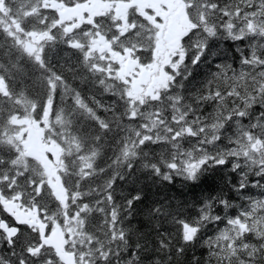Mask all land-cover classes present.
<instances>
[{"label":"trees","instance_id":"16d2710c","mask_svg":"<svg viewBox=\"0 0 264 264\" xmlns=\"http://www.w3.org/2000/svg\"><path fill=\"white\" fill-rule=\"evenodd\" d=\"M47 1L3 0L4 10L0 11V79L5 85L0 90V219L8 221L3 200H15L23 206L37 208L60 228L66 223L73 232V239L67 240L66 248L78 264L85 260L87 264H94L100 259L101 251L112 253L114 262L128 264L125 250L136 244L160 257L158 261L146 259L144 264H168V249L177 239L176 225L166 219L169 207H174L178 199L187 197L190 192L200 193L206 189L215 182V174L205 172L200 180L188 184L179 177L173 183L145 167L146 159L151 162L153 158L165 160L168 157L173 139L168 130L175 129L184 114L182 106L171 101L169 83L160 87L156 96L132 100L128 95L129 80L122 74L117 75V64L106 59L105 65L90 54L85 38L80 39L81 45L73 44L75 36L65 34ZM196 2L200 4L195 10L198 16L194 12L192 16L203 22L204 5L213 0L192 1ZM215 2L235 3L236 0ZM5 21L15 22L23 32L46 35L39 53L43 56V66L9 32ZM96 22H102L108 37L114 34L107 27L118 26L113 17L97 18ZM133 23L139 30L125 35L134 27L127 23L126 31L116 36L121 47L135 51L152 49L149 22L135 19ZM94 25L96 27L95 22ZM144 33L149 36L147 39L143 38ZM231 43L218 42L216 47L222 59H228ZM208 59L211 61L210 55ZM53 75L54 81L50 80ZM176 87L178 90L179 84ZM193 107L189 104L188 110ZM133 110L137 117L134 120L127 118ZM12 116L46 117L43 138L46 144L57 149L60 163L57 190L64 195L63 203L37 162L23 163L16 152L13 154L8 149V145L14 149L5 134ZM141 137L150 138L159 147L141 150ZM125 147L129 153L137 151L139 158L129 156L125 160ZM128 163L136 165L131 174ZM117 176L128 178L113 186L111 180ZM9 184L14 185L11 194L7 192ZM132 189L145 194V202L135 208L126 203ZM121 232L125 233L123 237ZM6 240L3 232L0 233V255L13 260L18 259L26 247L34 249L39 245L37 231L22 229L14 249L17 256L10 257ZM42 246L34 253L54 256L57 264H63L50 246ZM116 252L121 254L119 258L114 255Z\"/></svg>","mask_w":264,"mask_h":264},{"label":"snow or ice","instance_id":"6c2138e0","mask_svg":"<svg viewBox=\"0 0 264 264\" xmlns=\"http://www.w3.org/2000/svg\"><path fill=\"white\" fill-rule=\"evenodd\" d=\"M195 8L196 3L188 7L195 26L180 38L181 50L164 66L171 101L181 105L184 114L179 125L168 130L173 138L168 157L153 158L151 162L146 159L145 167L162 175L166 182L175 183L183 177V183L188 184L200 180L205 172L215 174L216 179L200 193L190 192L169 207L166 219L176 225L177 239L168 249V264H264V0H213L204 5L203 22L191 15ZM135 19L147 23L133 8L129 22ZM138 28L134 26L125 35ZM220 41L232 42L228 59L219 58L212 68L205 67L203 74L194 73L192 64L199 63L205 51L210 50L211 58L220 57L216 47ZM136 51L150 53L151 49ZM144 59L150 60V55L143 57L142 62ZM35 61L43 66L42 54H37ZM176 70L180 71V78L173 83ZM55 79V75L50 77ZM189 104L194 105L190 111ZM127 118L136 119L135 110ZM7 147L14 154L11 145ZM149 147L159 144L141 137L140 149ZM123 153L125 160L129 156L139 158L137 151L129 153L127 147ZM127 169L131 174L136 165L128 163ZM127 178L117 176L111 184L116 186ZM13 188L9 184L7 192L11 194ZM142 202L145 194L132 189L126 201L129 207ZM7 220L17 229L16 236L6 240L9 256L16 257L17 238L28 226L10 215ZM125 253L128 264L160 258L139 244L130 245ZM114 255L119 258L121 254ZM99 256L94 264H119L110 252L101 251ZM33 261L57 264L54 256L34 253L30 246L15 260L0 255V264Z\"/></svg>","mask_w":264,"mask_h":264},{"label":"rangeland","instance_id":"374dc122","mask_svg":"<svg viewBox=\"0 0 264 264\" xmlns=\"http://www.w3.org/2000/svg\"><path fill=\"white\" fill-rule=\"evenodd\" d=\"M126 2H113L109 4L102 0H84L74 7V10L78 11V27L81 28V31L76 32L79 34L76 37L80 36V38H77L78 42L84 37L85 40L88 41L90 48L89 53L105 62V65L106 59L109 60L113 57H107L102 53V42H100V38L102 39V37L98 33L95 34L92 32V29L90 30V26L86 25V23L88 22V24L92 25L96 16L111 11L114 18L122 24L123 15L127 9L132 8L147 17L145 15L146 11L142 12L137 6H132V0H127ZM156 3L157 2H154V4ZM84 5L88 6L89 9L81 10L84 8ZM54 9L59 17V24L64 27V24L61 22L69 11L61 4L54 7ZM147 12V20L151 28L155 29L152 31L153 46L150 53V60H146L144 64L140 65L134 62L129 64V66L125 65V63H121L116 69L118 76L122 74L124 78L126 77V79L129 80V84H127L128 95L132 100H141L146 95L150 97L156 96L160 87L168 83V80L165 78L164 66L172 60V57L175 56L179 50H181V36L191 27H194L193 20L190 19L187 5L183 0H165L164 6L160 11L151 7ZM191 15H193V13H191ZM195 15L198 16L197 13ZM5 22L9 32L16 36L23 44L25 50L34 53L35 56L39 54L40 44L46 37L45 34L23 32L15 22ZM70 28L73 29V27ZM64 31L68 34L66 30ZM146 35L147 34L144 33V39L149 37ZM129 52L130 51H125L124 54L131 58V60H134L135 58L129 55ZM134 53L136 54V52ZM4 87L3 82L0 81V90H3ZM47 107H49V104H47ZM46 125V117L38 119L28 116H12L7 123L5 134L8 141L11 142L18 159L23 163L32 160L41 166L44 171V176L50 181L52 187L56 189L57 198L63 203L64 195L62 191L59 192L57 190L58 183L52 180V177L57 176V171L59 170L58 164L60 163L56 151L57 149L51 144H46L44 141L43 132ZM49 226L50 231H54L57 228L55 222ZM64 226L65 227L59 229L66 234V240H72V229L68 228L66 223Z\"/></svg>","mask_w":264,"mask_h":264},{"label":"flooded vegetation","instance_id":"af4514ba","mask_svg":"<svg viewBox=\"0 0 264 264\" xmlns=\"http://www.w3.org/2000/svg\"><path fill=\"white\" fill-rule=\"evenodd\" d=\"M154 2H157V3L154 4ZM164 3H165V0H132V6H137V8L139 10H141L142 12H145V11L147 12L148 10H150L151 7L154 8L155 10H159L160 11L162 9V7L164 6ZM76 4H80V3L66 4V5L63 6L64 8H66L67 11H69L64 16V19L66 20V22L69 25L68 27L76 26V28H78V26H77V24L79 23L78 11L74 10V7H76ZM88 9H89L88 6L84 5V8L81 9V10H88ZM146 12H145V15L148 16V14H147L148 12L147 13ZM107 28L109 30L112 29L111 26L107 27ZM108 43H109L110 47H112L110 41H108ZM107 45H108L107 43L102 41L101 47L103 49H104V46H107ZM108 51H110V49H108L107 52ZM126 62L130 63V64L133 63V62L135 63V61H133V60H130L128 62V59H125L124 63L126 64ZM15 203L17 205H21V204H18L17 202H15ZM20 208L28 210V211H33L34 210V208L31 209V208H29L27 206H20ZM18 213H19V210H11V212H7V215H10L16 221L17 219H19L18 218ZM36 221L38 223H43L45 225V227L42 230L38 231V228H37L36 224L28 225L26 223H23V224H26L28 226L26 229H23V230H25V231L26 230H30V231H35L36 230L38 232V234H39V242H40V244H46L45 241L42 242L41 236H40V232H43V234H44L43 236H48L49 233L51 232L50 228H49V225L52 223V221L48 217H46L43 213H41V212H38V217H37ZM46 229H49L47 234H45V230Z\"/></svg>","mask_w":264,"mask_h":264},{"label":"water","instance_id":"95a60500","mask_svg":"<svg viewBox=\"0 0 264 264\" xmlns=\"http://www.w3.org/2000/svg\"><path fill=\"white\" fill-rule=\"evenodd\" d=\"M1 9V5H0ZM36 214L19 212L17 222L23 223L27 222L29 225L34 223ZM30 218V220L28 219ZM39 228L43 229V225L39 224ZM0 229L3 230L7 239L12 238L16 235L17 229L15 226H10L5 220L0 221ZM42 240H44L48 245H50L55 253L63 260L64 264H77L73 254L65 249V236L61 231L53 232L46 238H43V232H41Z\"/></svg>","mask_w":264,"mask_h":264},{"label":"clouds","instance_id":"9594fccd","mask_svg":"<svg viewBox=\"0 0 264 264\" xmlns=\"http://www.w3.org/2000/svg\"><path fill=\"white\" fill-rule=\"evenodd\" d=\"M210 50L205 51L202 56H200L199 63H193L192 68L194 73L197 75L203 74L205 67L212 68L215 64L216 60L221 57H212L211 61H209ZM180 78V71L176 70L175 74L172 76L173 83Z\"/></svg>","mask_w":264,"mask_h":264},{"label":"bare ground","instance_id":"6f19581e","mask_svg":"<svg viewBox=\"0 0 264 264\" xmlns=\"http://www.w3.org/2000/svg\"><path fill=\"white\" fill-rule=\"evenodd\" d=\"M159 137V136H158ZM211 173V172H210ZM181 182H183V181H181ZM155 186V185H154ZM146 189V188H145Z\"/></svg>","mask_w":264,"mask_h":264}]
</instances>
